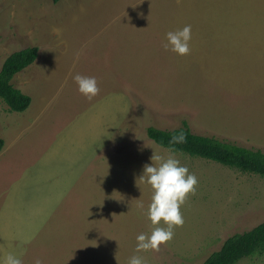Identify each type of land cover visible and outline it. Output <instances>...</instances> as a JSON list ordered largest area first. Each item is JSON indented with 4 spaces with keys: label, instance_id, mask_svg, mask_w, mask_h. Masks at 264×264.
Listing matches in <instances>:
<instances>
[{
    "label": "rangeland",
    "instance_id": "374dc122",
    "mask_svg": "<svg viewBox=\"0 0 264 264\" xmlns=\"http://www.w3.org/2000/svg\"><path fill=\"white\" fill-rule=\"evenodd\" d=\"M242 3L258 15L253 44L262 38L250 57L234 37L244 34L241 14L233 22L231 13ZM186 25L190 53L166 51V33ZM30 47L37 60L13 80L30 106L15 113L0 100V258L203 264L264 222V177L146 136L149 127L186 124L264 154V0H0V69ZM76 74L95 77L99 93L83 97ZM169 153L196 176L195 192L180 206L184 223L173 238L136 252V237L154 227L151 190L139 177L152 155ZM237 264H264V254Z\"/></svg>",
    "mask_w": 264,
    "mask_h": 264
},
{
    "label": "trees",
    "instance_id": "16d2710c",
    "mask_svg": "<svg viewBox=\"0 0 264 264\" xmlns=\"http://www.w3.org/2000/svg\"><path fill=\"white\" fill-rule=\"evenodd\" d=\"M52 2L56 4L59 0ZM38 52V48L30 47L12 53L0 69V100L11 112L22 113L30 106L31 98L17 89L13 80L16 75L34 64ZM146 136L156 145L174 153L211 161L244 174L264 177V154L261 151L192 134L186 124L173 131L149 127ZM181 136L182 141L173 142L174 137ZM4 145L0 138V152ZM255 254H264V222L248 232L228 238L220 250L213 253L203 264H237Z\"/></svg>",
    "mask_w": 264,
    "mask_h": 264
},
{
    "label": "clouds",
    "instance_id": "9594fccd",
    "mask_svg": "<svg viewBox=\"0 0 264 264\" xmlns=\"http://www.w3.org/2000/svg\"><path fill=\"white\" fill-rule=\"evenodd\" d=\"M191 25L166 33L162 47L179 56L190 53ZM77 91L86 99H92L100 89L95 77L76 74L73 77ZM183 137H174L173 142L182 141ZM151 163L143 166L140 181L150 187L151 202L146 216L154 226L151 234L141 233L136 237V252L158 251L162 244L173 238V229L184 223L180 206L189 193L195 192L197 178L189 172L171 153L167 156L156 155L150 158ZM158 163L153 165L152 161ZM0 264H23L21 258L12 253L0 258ZM34 264H42L37 258ZM128 264H144L142 256L133 255Z\"/></svg>",
    "mask_w": 264,
    "mask_h": 264
},
{
    "label": "crops",
    "instance_id": "0c3cea01",
    "mask_svg": "<svg viewBox=\"0 0 264 264\" xmlns=\"http://www.w3.org/2000/svg\"><path fill=\"white\" fill-rule=\"evenodd\" d=\"M243 7L246 10H248V9H251V10L245 11L243 9ZM218 12L219 11L217 10V13ZM231 13H232V17H233L232 18L233 22H235L237 20V17L239 16V14H241V16H242V22L244 23V25L241 24L240 28L244 34H241V36L239 38H238L237 34L234 35V37L237 38V40L240 42V44L244 45V48L241 50L243 52L245 51L247 57H250L252 54V51H255L254 45L258 41H259V45H260V42L262 40V38H260L255 44H253V35L254 34H251V32H252V29L254 27V21L256 22V26H257V20H258L257 12L255 13V8L253 7V5L251 3H242V5H238ZM227 28H231V23L228 22ZM243 38H245V39H243ZM257 50H258V48H257Z\"/></svg>",
    "mask_w": 264,
    "mask_h": 264
}]
</instances>
